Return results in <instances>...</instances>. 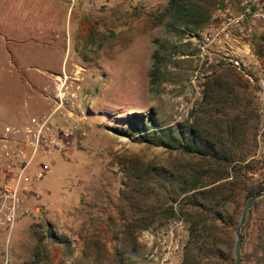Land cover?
Returning <instances> with one entry per match:
<instances>
[{
    "label": "rangeland",
    "instance_id": "374dc122",
    "mask_svg": "<svg viewBox=\"0 0 264 264\" xmlns=\"http://www.w3.org/2000/svg\"><path fill=\"white\" fill-rule=\"evenodd\" d=\"M169 2L0 0V128L48 111L49 92L63 96L68 123L84 131L36 158L52 171L27 185L39 194L30 213L10 231L0 227V264H143L151 231L191 222L169 208L183 177L193 168L210 182L223 171L179 143L227 150L229 176L205 195L224 221L236 223L246 191L264 180V26L221 49L209 34L223 0H189L190 16ZM42 70L56 73L47 89L27 81ZM165 133L170 146L152 142ZM201 217L212 223L215 264H232L234 228L207 211Z\"/></svg>",
    "mask_w": 264,
    "mask_h": 264
},
{
    "label": "built area",
    "instance_id": "2783aa9c",
    "mask_svg": "<svg viewBox=\"0 0 264 264\" xmlns=\"http://www.w3.org/2000/svg\"><path fill=\"white\" fill-rule=\"evenodd\" d=\"M244 19L264 20V0H238L234 9L223 0L211 16L210 43L223 49L231 38V29ZM232 63L237 65V60L234 58ZM211 64L212 58H206L204 65ZM198 75L203 77V71ZM46 98L53 102L48 111L30 116L22 124L0 128V227L9 231L30 213L29 198H39L37 193H28L27 185L52 171L50 164L36 163V158L62 151L74 133L84 134L78 122L68 123V114L62 110L63 96L47 92ZM186 235L180 219L169 220L151 231L143 264H181Z\"/></svg>",
    "mask_w": 264,
    "mask_h": 264
},
{
    "label": "trees",
    "instance_id": "16d2710c",
    "mask_svg": "<svg viewBox=\"0 0 264 264\" xmlns=\"http://www.w3.org/2000/svg\"><path fill=\"white\" fill-rule=\"evenodd\" d=\"M189 0H170L169 10L176 14H183L186 16L191 15V10L188 8ZM210 19V17H209ZM206 21L205 18L201 22ZM194 23L193 21H190ZM159 47L153 54L154 67L151 73V82L153 83L154 77L157 76L159 71V63L163 56L160 54ZM153 137V135H152ZM162 140L152 141L157 145L170 146L174 141L168 134L161 135ZM177 138H175V141ZM144 141H148L147 139ZM179 143V142H176ZM180 149L183 152L196 154L200 157L207 158L219 167L223 168L221 174L210 182H204L198 172L192 168L190 177H183L179 186V192H175V196L170 198L169 208L173 216L180 214H188L191 220L188 231V240L183 253L181 264H215L218 258V247L214 241L212 234V223L207 224L201 217L206 211L211 217L212 221L220 220L224 225L229 228H234L235 223L232 220L224 221L222 214L219 211L208 209V203L205 200V195L208 194V186L226 179L229 176V156L223 145L213 144L211 146L198 144L193 141H186L179 143ZM264 188V180L256 183L246 191L245 198L250 197L254 192ZM175 204L178 208L175 209ZM258 232L255 240H251L254 232ZM241 244L239 249L240 264H264V196L256 199L249 209L247 210L243 225L241 227ZM251 249L248 250L247 247ZM35 258H39V252L35 251ZM231 264V263H230Z\"/></svg>",
    "mask_w": 264,
    "mask_h": 264
},
{
    "label": "crops",
    "instance_id": "0c3cea01",
    "mask_svg": "<svg viewBox=\"0 0 264 264\" xmlns=\"http://www.w3.org/2000/svg\"><path fill=\"white\" fill-rule=\"evenodd\" d=\"M231 7H233V9H234L235 4L234 5L232 4ZM118 19H119V15H118ZM119 25H120V23H119ZM263 26H264V20L244 19L236 27H233L231 29V37H245L244 33H246V32L252 33L251 31H253L252 34H256L258 31L260 32V30H262L261 27H263ZM116 37H120V35L118 34ZM103 60L107 61L109 59H108V57H105L103 55ZM75 64L76 63H74V61L71 60V62H68V68H70L72 65L75 66ZM63 66L64 65L62 64L61 68H64ZM65 67H66V65H65ZM104 67L105 66H102V69H105ZM53 74H56V73H54L52 71L42 70L38 73L35 72L33 74H30L27 81L31 84H39V85L42 84L43 89H47L48 86H50V83L53 79V76H52ZM51 76H52V78H51ZM7 86H8V84L6 83V87L4 89H2V91L3 90L7 91V89H6Z\"/></svg>",
    "mask_w": 264,
    "mask_h": 264
},
{
    "label": "water",
    "instance_id": "95a60500",
    "mask_svg": "<svg viewBox=\"0 0 264 264\" xmlns=\"http://www.w3.org/2000/svg\"><path fill=\"white\" fill-rule=\"evenodd\" d=\"M264 196V188L254 192L250 197L246 198L240 208L234 229H233V236H234V244H233V251H232V264H240L239 258V249L241 244V227L243 225L247 210L251 206V204L258 198Z\"/></svg>",
    "mask_w": 264,
    "mask_h": 264
}]
</instances>
